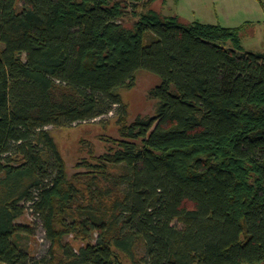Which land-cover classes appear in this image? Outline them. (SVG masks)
<instances>
[{"label":"trees","instance_id":"obj_1","mask_svg":"<svg viewBox=\"0 0 264 264\" xmlns=\"http://www.w3.org/2000/svg\"><path fill=\"white\" fill-rule=\"evenodd\" d=\"M130 1L145 10L126 26L115 0H0V263L264 264V53L243 26ZM141 70L157 111L130 120L120 91ZM115 106L118 136L71 171L47 127ZM28 203L41 258L17 222Z\"/></svg>","mask_w":264,"mask_h":264},{"label":"rangeland","instance_id":"obj_2","mask_svg":"<svg viewBox=\"0 0 264 264\" xmlns=\"http://www.w3.org/2000/svg\"><path fill=\"white\" fill-rule=\"evenodd\" d=\"M115 1H119L127 10L128 14L123 20L126 26H131L138 18L137 15L145 10L140 7L137 12H133V1ZM153 7L165 15H176L184 22L225 27L243 26L241 43L244 50L264 53V0H157ZM159 82L156 74L141 70L134 86L120 91L128 106L130 120L138 116L149 117L156 114L157 101L151 97V90ZM117 109L118 106H115L112 111L97 119L76 123L68 128H57L52 125L47 127L58 142L71 171L76 169L75 165L81 157L88 155L87 143L99 152L106 146L102 136H118ZM186 206L193 207L194 204L188 201ZM26 207V212L17 222L31 227L33 234L25 237L24 245L33 257L41 258L47 255L50 242L40 217L33 212L29 203ZM174 223L182 226L177 221ZM68 239L76 247L83 244V241L75 239L74 236H69Z\"/></svg>","mask_w":264,"mask_h":264}]
</instances>
